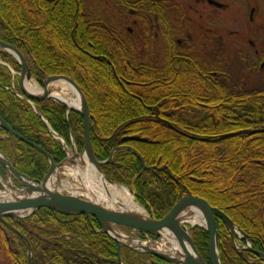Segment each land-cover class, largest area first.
Instances as JSON below:
<instances>
[{
    "label": "trees",
    "instance_id": "trees-1",
    "mask_svg": "<svg viewBox=\"0 0 264 264\" xmlns=\"http://www.w3.org/2000/svg\"><path fill=\"white\" fill-rule=\"evenodd\" d=\"M96 2L97 15L93 20L82 13V0H0V36L29 56L38 81L46 75L60 74L70 75L78 84L95 119L91 141L97 159H106L114 147L126 144L146 164L165 165L162 170L144 171L133 182L136 200L146 205L154 217H165L188 195H193L223 210L264 248V132L218 138L226 131L264 127V89L249 90L242 86L241 90H233L223 79L230 77L228 68L235 64H243L246 74L249 70L253 72L252 66L246 65L249 56L245 52L241 55L233 43L223 48L212 40L209 49L195 47L192 62L198 65L186 67L179 64L183 63L181 60L174 59L169 43L162 53L151 49L154 38H158L157 23L165 41L171 43L178 20L182 21L186 14L184 5L173 0L139 3L141 17L135 33L139 39L131 42L134 37L110 25L115 4L124 5V1ZM208 55L212 58L211 66L199 67ZM162 61L168 66L161 68ZM223 62L225 66H221ZM9 81L6 69L0 66V84ZM35 104L53 131L66 142L70 141L71 131L77 148H82V117L78 112L69 113L66 121L62 105L49 100ZM156 111L159 117L187 129L188 133L211 140L197 141L175 133L154 117ZM0 116L16 132L41 145L55 161L64 157L61 144L52 137L40 116L2 87ZM0 134L6 132L0 128ZM13 141L14 144L10 138H0V148L9 153L14 148L18 169L41 179L47 168L44 156L17 138ZM28 152L37 158L28 157ZM178 157L182 163L177 162ZM140 169L139 159L126 149L117 150L113 161L102 167L108 179L126 186ZM39 211L41 224L54 223L57 230L37 228L35 231L41 238L31 235L34 240L30 242L37 243L32 246L37 258L32 264H119L115 258L116 243L94 231L93 227L97 228L94 219L76 216L74 224H66L52 210ZM7 221L12 224L10 219ZM217 227L221 264H247L232 249L221 220H217ZM0 232L8 255L16 264H25L26 245L20 237L8 230L21 243L18 247L12 244L19 250L16 254ZM56 233L69 234L70 238L66 234L52 238ZM192 238L207 260V232L197 227ZM146 256L155 263H163L157 257ZM123 260L125 264H133L128 253H123Z\"/></svg>",
    "mask_w": 264,
    "mask_h": 264
},
{
    "label": "water",
    "instance_id": "water-1",
    "mask_svg": "<svg viewBox=\"0 0 264 264\" xmlns=\"http://www.w3.org/2000/svg\"><path fill=\"white\" fill-rule=\"evenodd\" d=\"M207 2L210 5L216 6L218 8H223L225 6L223 3L216 0H207ZM254 10L255 8L253 7L250 11L251 18L253 17ZM0 48L6 50L18 60V63L20 64L19 88L28 100L49 99L51 101H55L61 104L66 108L67 111L73 110L79 112L82 115L84 137L83 151H87L86 154L88 159L92 164H94L96 171H98L102 176H104L103 178L108 180L101 171V167L112 162L113 153L118 149H127L139 159L141 163L140 173L144 170H149L153 168L157 169L156 166H146L141 155L134 148L128 145L116 146L111 150L105 160H98L94 155L90 138V130L94 128L95 120L89 111L86 98L77 83L69 75H49L45 76L42 80V93L37 94L29 92L25 89L24 82L25 79L30 80L32 78V74L24 55L16 47L2 40H0ZM261 66H264V61L261 63ZM58 79L67 81L71 86L76 89L83 101L81 108H71L67 105L63 97H55L53 95L48 84ZM164 121L171 128H174L167 120ZM0 127H2L10 136L18 138L29 146L35 148L37 151L43 153L47 157L50 164V167L42 178V180L37 181L17 171L9 162V160L0 152V164L5 168V170L9 174H12L14 177L19 179L24 185V189L17 191H15L16 187L13 184H10L11 188L0 189V224L4 226L2 227L4 231L5 228H9L17 234L21 235L14 227H12L6 221L5 218L16 217L23 219L32 214L35 210L42 207L51 209L56 213H61L65 215H91L98 222V225L100 227L99 232H104L113 241L116 242V259L119 264H124L120 255L122 246L126 247L128 250L147 253L159 259L168 262H173L176 264H207L203 256L198 252L192 240V233L196 226H199L205 231H207V251L209 264H221L218 248V228L216 218L220 219L228 229L232 239V245L239 255H242L241 250H239V248L235 246L234 236L236 235L237 237H239L240 235H242L247 237L248 240L251 239L250 236H247L245 232H243V230H241L239 226L235 224L231 220V218L226 215L221 209L215 206H208L200 202H195L194 200H190V202L186 204L177 206V208L171 211L167 216L158 219L148 214V212L146 211H144L143 213H137L126 209L110 207L105 203H100L92 201L90 199H82L69 194H64L62 192H59L57 189L54 190V188L50 189L49 186H47V181L52 174L54 175V177H59L64 167L69 165L67 164V162H70L71 164L73 163V165L76 167L80 166V164L73 161V158H64L63 160L55 164L52 156L43 147H41L37 143L26 139L24 136L16 132L1 116ZM258 132H264V128L242 129L234 133L221 134L218 137L223 138L232 134H254ZM79 155L81 154L76 153L74 151V156ZM78 158L80 161H82L83 166L85 164L83 158ZM55 169H57V171H55ZM34 181L36 182V184H33ZM56 184H54V186H56ZM198 214H202L204 216L205 226H202L200 225L201 223L197 222L194 224L189 223V217ZM184 224L188 225L189 228H186ZM117 226L129 227L133 230H137L139 232L152 236H159L162 238H164L163 233L165 231H170L176 237L177 241L181 246L182 251H177L174 255L168 254L166 252H163L159 248L156 249L153 246L147 245V242L141 240L138 237L125 236L121 232L117 231ZM133 239L137 241H143L146 245L140 244V248H137L127 243V241H133ZM25 241L27 243V262L28 264H30L32 253L28 241L26 239ZM245 249L255 253L257 256L264 260V253L257 250H253L250 245Z\"/></svg>",
    "mask_w": 264,
    "mask_h": 264
},
{
    "label": "rangeland",
    "instance_id": "rangeland-1",
    "mask_svg": "<svg viewBox=\"0 0 264 264\" xmlns=\"http://www.w3.org/2000/svg\"><path fill=\"white\" fill-rule=\"evenodd\" d=\"M83 1V6L84 9H82V13L86 15H90V19L93 18V20L96 18V0H82ZM98 1V0H97ZM134 1V0H131ZM173 3H181L184 5L185 9L187 10L188 7H191V11H186V14H184V17L181 20H178L177 22V33L175 34L176 37H181L184 38L188 35V33L192 36L195 35L196 32L199 31V27H203L202 29H206L205 33L207 35H210L211 41L214 40L215 44H218V37L221 35V37H225L230 33V36H236L237 32H247L248 33V40L250 39L251 42L255 43V48L258 50L257 56L260 58L264 57V0H217L221 3H223L225 6L223 8H216L214 6L208 5L206 2H197L195 0H173ZM116 3V2H115ZM114 5L111 4L109 8H113ZM255 8L253 17H250V11L252 8ZM115 11L113 12V19L110 21V25H112L115 28H118L120 31L124 30L127 33V36L129 37H134L130 41L133 42L137 39H139V34L136 33L137 26H134L132 20L141 17V14L136 15L135 17H132L129 15V12L127 11L126 7L122 4H115ZM137 18V19H139ZM127 27H131L132 29L134 28V35L128 33V30L126 29ZM198 30V31H197ZM210 31V32H209ZM200 34L202 32L199 31ZM233 33V34H232ZM197 37V36H196ZM160 35L158 34V38H154L155 41H153L152 44V52L157 53V49L159 52L162 51L165 43L163 42L162 39H160ZM133 40V41H132ZM226 40V39H225ZM248 40L245 39V50L248 47ZM214 43V42H212ZM189 47V46H188ZM187 47V48H188ZM151 49L149 52H151ZM238 51L242 55L243 49L238 48ZM253 50L245 51V53L250 56L248 57L251 61H256L255 57L253 56ZM148 52V53H149ZM152 55V53H151ZM257 58V57H256ZM248 59V60H249ZM206 60H212L210 58V55L206 56ZM249 60V61H250ZM225 66V62H223ZM257 67V68H255ZM227 68V67H226ZM231 70V75H229V80L228 83L232 85L235 89L241 90V87L244 86L245 88H248L249 90H255V89H264V67L260 68L258 65L253 66L251 72L249 70L248 74H246L244 71L246 68L243 66V64H235L233 67L228 68ZM49 76V75H48ZM33 79V78H32ZM34 80V79H33ZM17 85V84H16ZM83 93V92H82ZM134 95V94H132ZM164 99V98H163ZM87 101V100H86ZM168 109V108H167ZM171 112V110H168ZM157 112V111H156ZM167 112V110H166ZM168 112V113H169ZM68 144V142H67ZM65 151L68 153L71 152L70 147H65ZM77 160V159H76ZM77 162L81 163L82 161L77 160ZM62 178V177H61ZM68 182L71 184H77L80 183L77 178H72L70 177ZM116 183V182H114ZM120 184V183H117ZM123 186H126L124 184H120ZM128 187L130 192L135 196V189L134 187L131 186V183ZM135 199V197H134ZM145 211L148 212V214H151V212L146 209V205L143 206ZM186 228H189L188 225L184 224ZM117 231L121 232L125 236H130V237H138L141 240L147 242V245L153 246L156 249L163 250V243L165 240L162 237H157V236H146L143 235L142 233L139 234L138 231L133 230L131 228H126L122 226H117L116 227ZM204 230V229H203ZM128 244L133 246V242L127 241ZM235 243L238 245L243 244L242 241H238L237 239L235 240ZM244 245V244H243ZM232 246V243H231ZM165 247H168V244L165 245ZM123 250V249H122ZM32 251V256L30 259V264H32V257L34 256L33 254V249ZM35 251V250H34ZM125 253H128L130 257L133 259V264H170V263H155L150 260L146 254L137 252L134 250H129L126 252L123 250ZM170 254V253H168ZM208 257V254H207ZM34 258V257H33ZM0 264H16L11 256L8 255V253L5 250V245L2 241V234L0 232ZM25 264H28L27 262V252H26V259H25ZM175 264V263H174Z\"/></svg>",
    "mask_w": 264,
    "mask_h": 264
},
{
    "label": "bare ground",
    "instance_id": "bare-ground-1",
    "mask_svg": "<svg viewBox=\"0 0 264 264\" xmlns=\"http://www.w3.org/2000/svg\"><path fill=\"white\" fill-rule=\"evenodd\" d=\"M111 64H112L111 68L114 71L115 70L114 66H113L114 64L113 63H111ZM54 75H60V74H54ZM223 79L225 80V83L226 82L228 83V80H229L228 77H223ZM48 86L51 89V92L53 93V95L55 97H63L65 99V101H66L68 106H70L71 108H81V105H82V102H83L81 96L76 91V89L73 86H71L67 81L58 79V80L50 82L48 84ZM24 87H25V89L27 91L32 92V93L40 94L43 91V89H42L43 87L42 88L39 87L35 83V81L32 80V79L29 80V81H25L24 82ZM64 109H65V114L66 115H69V113H71L73 111V110L67 111L65 107H64ZM81 117H82V115H81ZM154 117L156 119L160 120L165 125H167L172 131H174L175 133H177L179 135H182L184 137H189V138H192V139H196L197 141H204L205 142V141H210L211 140L210 138H208L206 136H198V135L195 136V135H192V134L188 133L187 129H185V128L179 126V125L175 126V125H173V123L171 121L167 120L166 118L159 117L158 112H156L154 114ZM164 120H167L171 124V126L174 127V128H171L168 124L165 123ZM92 131H94V130H92ZM236 131H239V130L226 131V132H224L222 134L234 133ZM235 135H237V134H232V135H229V136H226V137H223V138H228V137L235 136ZM132 137H133V139H137V136H132ZM65 145H67V147H70V149H71L70 153L64 155L66 157V159L73 158V160H76L78 157H81V158H83V161H84L85 164L83 166L80 165V166H77V167L72 165V164L65 166L66 169H65V171L63 173L64 175L62 176V178L61 177H57V176L54 177V175L52 174L50 176V178L48 179V181H47V186H49L50 189L54 188V190L57 189L59 192L67 193V194L75 196V197H79V198H82V199H90L92 201L105 203L106 205H108L110 207H116V208H119V209L120 208L121 209H126V210H129V211H132V212H137V213H143L145 211L143 205L140 204L139 202H137L134 199L133 194L130 192L128 187L120 185V184H117V183H114V182H109L110 179L107 178V176L105 175L103 170H101V171L103 172V174L106 176V178L109 181L106 180L105 178H103L104 176H102L98 171H96V168H95L94 164H92L90 162V160L88 159V157H87V154H86L87 151L86 150L83 151V149H84V139H83V145H82L81 149L77 148V145H76L75 142H71V144L68 143V144H65ZM91 145H92V141H91ZM92 148H93V145H92ZM74 151L76 153H80L81 155L74 156ZM39 153H41V152H39ZM114 153H113V155H114ZM41 154L44 156L45 162H46V165H47V168H46V171H45V174H46L47 170L50 167V164H49V161H48L47 157L43 153H41ZM27 156L28 157H32V159H36L37 158L31 152L30 153L28 152ZM52 158H53V156H52ZM112 159H113V156H112ZM181 159H182L181 157H178L177 158V162L182 163L183 160H181ZM53 160H54V158H53ZM54 163L57 164L58 162L54 160ZM144 163H145V161H144ZM145 165L146 166H153V165H148L146 163H145ZM149 170L154 171V168L153 169H149ZM55 171H57V169H55ZM7 173L8 172L5 171V176L4 177L11 179L10 176H9V173L8 174ZM23 174L27 175L26 173H23ZM44 175H43V177H44ZM135 176L131 179V186H132V181L135 178ZM70 177L77 178L80 183L71 184L70 182H68ZM14 179H16V181L19 183V185H16L14 183V181H13L14 186L16 187L15 191L24 189V185L22 184V182L19 179H17V178H14ZM34 180L40 181L42 179L34 178ZM33 184H36V182L34 181ZM54 184H56V186H54ZM190 200H194L195 202H200V203L206 204L205 202H202V201H199L198 199H195L193 197V195H188V197L186 198V201H183L181 205L190 202ZM206 205H208V204H206ZM208 206H211V205H208ZM175 208H177V207H175ZM175 208H173L172 211ZM39 209H41V208H39ZM39 209H37V210H39ZM37 210H35V211H37ZM32 214H30V215H32ZM59 214H61V213H59ZM216 219H218V218H216ZM188 221L191 224H194V223L197 222V223H201L200 225L205 226V219H204V216L202 214L191 216V217H189ZM163 234H164V238L163 239L165 240V242L163 243V247H162V249H163L162 251L163 252L170 253V254L174 255L177 251L178 252L182 251L181 246H180L179 242L177 241L176 237L173 235V233H171L170 231H165ZM131 242H133L134 243L133 246L137 247V248H140V246H141L140 244L146 245L143 241H137L135 239H133V241H131ZM166 244H168V247H165ZM257 248H259L260 252L264 253L263 245H258ZM241 254H242V251H241ZM253 254H255V253H253ZM239 256H242V255H239ZM257 257H259V256H257ZM261 260L264 261L263 259H261Z\"/></svg>",
    "mask_w": 264,
    "mask_h": 264
},
{
    "label": "flooded vegetation",
    "instance_id": "flooded-vegetation-1",
    "mask_svg": "<svg viewBox=\"0 0 264 264\" xmlns=\"http://www.w3.org/2000/svg\"><path fill=\"white\" fill-rule=\"evenodd\" d=\"M123 1H124V7H126L127 11L129 12V15H131L132 17H135L136 15H138V14L140 15L141 14V10L138 7L139 3H142L143 1H146V0H134V1L123 0ZM156 1L158 3L160 2V0H156ZM195 1H197V2H202V1L206 2V0H195ZM191 9H192L191 7H188V9L187 10L185 9V10L186 11H191ZM137 18H139V16H137ZM137 18L136 19L134 18L132 20L134 26L139 24V19H137ZM155 18H156V21H158L157 15H155ZM176 26H177V24H176ZM156 28H157L156 35L159 34L161 39L165 43L164 48H167V43H169L168 46H169V49L171 50V52L174 55L173 56L174 59L181 60L183 63H179V64H182V65H184L186 67L188 66V67H193L194 68L195 66L198 65L197 63L192 62V59H194L193 57L195 55V47L196 46L197 47L204 46L207 49L210 48V44H211L210 35L209 34L207 35V33H205L208 30L202 29L203 28L202 26L199 27V31L202 32V34H200L198 30H197L198 32H196L194 36H192V35H190L188 33V35L186 37H184V38L176 37L174 34H172L171 38H170L171 43L168 42V41H165L164 32L161 29V25H159L157 23ZM133 32H134V28L132 29L130 27L128 33H130L132 35ZM236 36H237L236 38H235V36L234 37L230 36V33H228V35H226L225 37H221V35H220L218 37V41H219L218 43L223 48L226 47L228 44L233 43L237 48L243 49V52L249 51V49L253 50L252 51L253 54H254L253 56L255 57L256 61H251L249 59L250 61L248 60L246 65L247 66H249V65H251V66L252 65L253 66L258 65V67L261 68L260 65H261L262 61L264 60V57L260 58L259 56H257V55H259L258 54V50L255 48V46H256L255 43L251 42L250 39L249 40L247 39L248 38V33L247 32H237ZM1 37H2V35L0 36V40L4 41V39H2ZM245 39L248 40V42H247L248 44L247 45H248L249 48H246L247 50H245V45L243 46V44L245 43ZM4 42H6V41H4ZM6 43H8V42H6ZM9 44H11V43H9ZM11 45L15 46L14 44H11ZM19 50L22 52L21 49H19ZM163 53H165V52H163ZM203 53H204V51H203ZM23 54H24V57H25V60H26V62L28 64V66H29V68L31 70V73L35 76L34 66H33V63L31 61V59L24 52H23ZM163 55H165V54H163ZM210 63H211L210 61H207L205 59L203 63L202 62L199 63V67L203 66L204 68H208V67L211 66ZM167 64H168L167 62H163L162 61L160 67L163 68L165 66H168ZM0 66L6 69L7 74L10 77V81L7 84H5V85L4 84L3 85L0 84V87H2V89L4 91H7L8 93L13 94L15 97L21 99L20 98V93H22V92H21V90L19 88L20 65H19L18 61L12 55L7 53L2 48L0 49ZM131 66L132 65H130V67ZM255 68H257V67H255ZM21 100H23V99H21ZM23 101L28 104L27 101H25V100H23ZM0 138L1 139L2 138L5 139V138H8V137H5V134H0ZM0 151L3 154H5V156L10 161V163L13 165V167L16 168L18 171H20L18 169V167H17L19 162H18V160L16 158V150L11 147V152L9 153L3 147V148H0ZM162 169H164V168H162ZM162 169H160V170H162ZM20 172H23V171H20ZM0 175H1V177L6 178V177H4L5 176V169L1 165H0ZM13 181H14V183L16 185H19V183L16 181V179L13 178ZM39 210L35 211L32 215H30L29 217L24 218L22 220L19 219V218H15V217L9 218L10 221L12 222L11 225L14 226L19 232H21L22 236H25L28 239L31 249H32V246H35V247L37 246L36 242H34V241H33V243L30 242V240L31 241L34 240V239H32L31 235H36L39 238H41V235H38V233H36V231H35L37 228H43L44 230L45 229L46 230H57V227H56V225L54 223H51L49 226H44V224H41V212ZM48 210L50 211V209H48ZM53 213H54V215H56L57 217L60 218L62 223H66V224H69V223L74 224V219H75L76 216H83L87 220L94 219L92 216H87L85 214L64 215V214L55 213L54 211H53ZM95 222H96V220H95ZM96 224H97V222H96ZM97 228H99L98 224H97ZM94 231L96 233H99V232L96 231V229H94ZM6 233L7 234H4V235L6 237V241H7L8 247L11 250H13L14 253L17 254L18 251H19L17 249V247L20 246L21 243L18 241L17 238L12 237V235H9L8 231ZM14 234L17 235L18 237H20V239L22 240V243L26 244L24 239H23V237L21 235H18L15 232H14ZM27 234H30V235H27ZM62 234L64 235L66 233H62ZM62 234H57L56 233L55 235H53L51 237L52 238H59ZM226 235H227V239H228L229 243L231 244V239L229 237L228 232H227ZM65 237L70 238L69 234H66ZM237 240L238 241H242V243L244 244V245L243 244H241V245L237 244L239 246V248L243 249L242 250V256H239L243 261H245L247 264H264V261H262L259 257H257L255 254H253L249 250L244 249V247H248L247 238H239ZM14 243L17 244V247H15V246L13 247L12 246V244H14ZM31 243L33 245H31ZM250 246L254 250L259 251V248H257L258 244H256L252 240V238L250 240ZM33 257H32V260L34 259L35 261H37V258H35V255Z\"/></svg>",
    "mask_w": 264,
    "mask_h": 264
}]
</instances>
